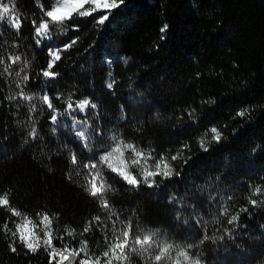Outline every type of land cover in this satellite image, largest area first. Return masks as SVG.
<instances>
[{"label": "trees", "instance_id": "obj_1", "mask_svg": "<svg viewBox=\"0 0 264 264\" xmlns=\"http://www.w3.org/2000/svg\"><path fill=\"white\" fill-rule=\"evenodd\" d=\"M6 2L15 8L21 28L0 21L5 61L0 64V195L6 194L21 216L0 207V264H56L43 245L39 220L45 214L57 248L66 243L78 249L83 240L89 254L99 255L112 225L119 229L131 220L137 230L161 231L171 242L186 245L201 264H264V203H248L249 198L264 200L251 195L255 187H264V0H124L104 25L94 19L103 10L74 14L65 21L66 31L50 25L51 37L39 45L31 22H39L41 4L47 10L50 0ZM73 39L76 43L63 50ZM49 48L61 49L52 69L59 74L55 79L42 75ZM13 55L21 61L11 64ZM21 89L35 99H21ZM44 94L60 112L70 95L92 99L96 109L89 108L87 117L74 115L98 125L102 135L85 125L86 145L76 135L72 114L58 115L53 124L39 100ZM32 103L35 112L29 111ZM33 127L35 139L29 135ZM212 127L222 133L219 143L212 139ZM121 140L153 152L147 165L166 156L175 172L167 179L156 177L152 187H133L101 165L111 184L105 198L112 207L106 210L87 190L91 169L85 165ZM131 156L114 153L110 163L137 174ZM237 214L238 221L229 224ZM96 216L99 222L93 221ZM25 217L41 237L35 252L18 234L12 236ZM131 264L143 261L132 254Z\"/></svg>", "mask_w": 264, "mask_h": 264}, {"label": "snow or ice", "instance_id": "obj_2", "mask_svg": "<svg viewBox=\"0 0 264 264\" xmlns=\"http://www.w3.org/2000/svg\"><path fill=\"white\" fill-rule=\"evenodd\" d=\"M36 2L40 4L41 0H36ZM123 3L124 0H50L47 10L41 4L43 16L39 22L35 20L31 22L34 28L35 37L40 38L36 40V43L39 45L43 39L51 37L52 29L50 28V25L57 26V28H59L62 32L66 31L67 26L65 25V21L71 20L74 14L78 16H93L97 10H103L104 14L94 19L99 25H104L105 22L109 20L112 10L119 8ZM5 20L15 29L19 30L21 28V21L18 18L15 8L10 6V3L6 2V0H0V21ZM166 30L167 25H164L160 29L162 33ZM161 38L163 39L164 37ZM75 43L76 40L73 39L70 43L64 45L63 50H67ZM60 51L61 49H48L47 54L51 57V59L47 62L46 70L42 71L43 77L55 79L56 76L59 75L58 73L53 72L52 69L55 62L61 59ZM8 59L11 61V64H17L21 61V57L18 55L10 56ZM4 62V59L0 58V64H3ZM11 64L5 67L4 71H9ZM27 66V62H25L24 67H22L20 71H23ZM16 75L19 76V72H17ZM28 79V75H24L22 77V81H27ZM17 86L19 87V85ZM112 86V83L107 85L108 88H112ZM18 95L21 99L29 102H32L35 99L33 96L27 95L23 89L20 90ZM7 99L12 100L14 97L8 96ZM55 99L59 100V95H57ZM39 100L41 104L47 106L50 113V120L53 124L57 122L58 115L72 114L74 126L77 124L88 125L87 118L77 119L74 114L79 112L86 114L87 117V110L89 108H97L96 103L86 96L73 99L70 95L66 100L62 101L65 105L63 112H60L55 107L52 97L48 94H44L39 97ZM36 110L35 103H32L29 111L35 112ZM237 115L243 116L244 113L240 112L237 113ZM88 127H93L97 136L102 135L101 129L98 125H88ZM209 131L212 133V139L219 143L222 138V133L216 127L210 128ZM29 135L34 139L37 137V130L35 127L31 129ZM76 135L86 140L88 133L86 130L82 129L77 131ZM112 139L115 141L117 138L113 137ZM199 144L204 151L208 150L206 140L204 138H201ZM187 147V145H184L180 152L171 156V160L174 161L180 158L181 153ZM126 151L132 153V156L128 158L130 164L139 166L137 174H133L127 169H118L117 167H113L110 163L114 153L118 154L119 157L123 159ZM153 158V152L145 153L137 145L121 140L111 148V151L101 154L97 162L85 165V167L91 169V172L89 173L90 179L88 180L90 187H88L87 190L92 197H96L99 200L104 209L110 210L112 206L105 198V192L111 189V184H109L105 179L104 173L101 171V165H107L113 173H116L128 185L139 187L141 183H144L148 187H152L157 184L156 177L167 179L175 172V169L172 167L169 159L164 155H160V157L155 160L153 165H147V161L152 160ZM141 161L144 163L141 164ZM71 163L73 165L78 163V159L75 154L71 156ZM251 195L254 197L264 196V187H255ZM248 203L255 207L258 203H264V200L249 198ZM0 207H4L11 211L13 216H21L20 212L10 207V201L6 194L0 195ZM240 211L246 212L247 209L242 208ZM227 212L228 209L225 208L222 214L226 215ZM238 219V214L231 215L227 222L232 224L238 221ZM99 220V216L93 217V221L99 222ZM39 224L44 226L42 231L45 251L51 249V251H48V255L56 262V264H66V262L67 264H131L132 254L139 256L142 259L143 264H201L199 259H192L188 251L186 249H181L179 245L167 242L161 243L158 240V233L152 231H138L137 227L131 220L123 222V227L119 229L115 224H113L111 228V238L109 239V237L105 236L104 250L99 255L95 256L89 254L87 242L83 240L80 241V247L78 249L70 247L66 243L62 248L54 247L53 232L51 230L52 220L49 215H43L39 220ZM3 227L7 229L8 225L4 224ZM91 227V224L86 226L84 228V232L90 231ZM36 228L37 225L34 224L32 220L25 217L24 222L17 225L16 231L12 232V236L15 237L18 234L19 241L22 242L30 251L35 252L41 246V237L37 234L35 230ZM9 231L11 230L9 229ZM69 235H72V233L69 232ZM60 239L62 240L63 237H60ZM205 239H207V237H205ZM10 247L13 252L16 251L15 247H12L11 245ZM188 247H191V245ZM173 251L176 252L175 258H173Z\"/></svg>", "mask_w": 264, "mask_h": 264}, {"label": "rangeland", "instance_id": "obj_3", "mask_svg": "<svg viewBox=\"0 0 264 264\" xmlns=\"http://www.w3.org/2000/svg\"><path fill=\"white\" fill-rule=\"evenodd\" d=\"M75 126H76V129H78V131L84 129V130L87 131V133H88V135H89V131H88V129L85 127V125H79V124H77V125H75ZM83 140H84V142L86 141L85 139H83ZM85 144H86V142H85ZM86 145H87V144H86ZM138 231H142V232H148V231L156 232V233H158V240H159L161 243H163V242H167V243H172V244H174V245H179V247H180L181 249H186V250L188 251L186 245H184V244H180V243H174V242H171L170 240H168L167 237H165L164 233H162L161 231L152 230V229H144V230H143V229H140V230H138ZM188 253H189V252H188ZM189 255L192 257V259H197L196 257H193L190 253H189ZM175 256H176V252L173 251V258H175ZM57 259H58V257H57Z\"/></svg>", "mask_w": 264, "mask_h": 264}]
</instances>
